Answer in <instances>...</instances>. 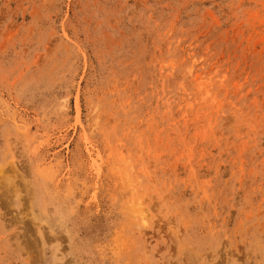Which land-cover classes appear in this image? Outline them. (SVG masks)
<instances>
[{
    "label": "rangeland",
    "instance_id": "1",
    "mask_svg": "<svg viewBox=\"0 0 264 264\" xmlns=\"http://www.w3.org/2000/svg\"><path fill=\"white\" fill-rule=\"evenodd\" d=\"M0 264H264V0H0Z\"/></svg>",
    "mask_w": 264,
    "mask_h": 264
}]
</instances>
